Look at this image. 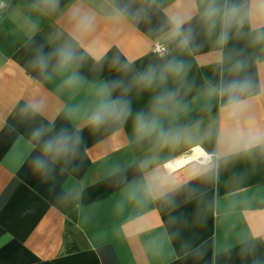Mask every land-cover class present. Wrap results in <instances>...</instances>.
Wrapping results in <instances>:
<instances>
[{"label": "crops", "instance_id": "crops-1", "mask_svg": "<svg viewBox=\"0 0 264 264\" xmlns=\"http://www.w3.org/2000/svg\"><path fill=\"white\" fill-rule=\"evenodd\" d=\"M140 2L59 0L48 11L42 0H0V264H264V150L230 158L216 178L187 185L194 195L185 189L168 203L144 195L146 177L172 160L173 174H185L194 160L180 159L194 151L191 144L160 149L154 138L138 141L132 117L98 129L87 123L105 82L129 80L175 57L191 68L180 106L160 117L165 128L198 123L193 143L209 152L233 136L264 135V44H251L245 28L221 50L201 22L202 4L191 0H145L139 23L115 18L114 8ZM188 14L193 48L181 52L162 33L170 17ZM64 42L84 57L79 66L56 70L53 59L42 75L31 65L39 46L49 53ZM156 44L167 52L157 54ZM117 56L131 62V73L113 67ZM237 60L245 63L239 76L232 70ZM73 72L79 81L66 85ZM243 76L256 88L242 109L226 108V97L208 90L209 82ZM177 86L172 79L166 85ZM160 91L133 89V113L147 111ZM29 102L40 105V114L21 112ZM41 124L51 127L48 136L62 128L82 136L75 157L50 165L47 176L31 165L42 146L31 133ZM145 160L152 163L141 168Z\"/></svg>", "mask_w": 264, "mask_h": 264}, {"label": "clouds", "instance_id": "clouds-1", "mask_svg": "<svg viewBox=\"0 0 264 264\" xmlns=\"http://www.w3.org/2000/svg\"><path fill=\"white\" fill-rule=\"evenodd\" d=\"M191 2L198 8L202 4L201 22L208 35L215 34V43L221 50L233 35L239 37L244 34L245 28H247L251 44H264V0H199V2L191 0ZM132 3H135V0H132ZM132 3L114 8L115 18H128L136 23L145 19L147 14L145 0H141L140 5L136 8L132 7ZM42 5L48 11H55L59 6V0H42ZM191 18V14L181 18L170 17L166 30L162 33L164 40L168 44H174L176 49L181 52L191 51L193 48V29L184 27ZM85 23L90 24V21L86 20ZM157 51L166 53L167 48L162 47ZM53 59H55V69L62 71L72 65L79 66L84 57L77 53L72 43L64 42L49 53H45L43 47L39 46L31 65L40 74L45 75L48 74L49 65ZM221 62L223 61L221 60ZM112 65L125 74L132 72L131 62L122 63L118 56L114 57ZM190 68L191 65L184 60L173 57L161 66L148 65L143 71L136 72L129 80L117 78L107 81L100 88V99L87 117V123L92 129L101 128L109 123H124L132 117L134 133L138 141L154 138L160 149L171 148L181 143L191 144L193 149H199L202 155L189 162L191 167L182 176L178 177L173 174L178 170L168 168V164L175 163V160H172L158 168H153L146 177L144 195L168 203H174V196L185 189L189 194L194 195L197 190L187 188V185L193 180L216 178L221 164H227L230 158L241 153L247 154L257 148L264 150V135L258 133H250L247 137L242 135L230 137L218 146L216 152H209L202 144L193 143L196 130L199 128L198 123L193 128L164 127L160 117L180 106L182 102L180 92L185 86ZM244 69L243 60H237L232 68L237 76ZM79 79V75L73 72L64 83L74 85ZM169 79L177 83L178 86L175 89L166 87ZM157 87L162 88V91L152 97L149 109L133 113L132 102L128 98L133 89L140 92ZM255 88L256 85L247 76L228 82L221 81L216 85L208 83L210 93L226 97L225 107L230 110L242 109L246 103L245 98ZM117 91L120 92V95L113 97L112 94ZM40 111V105L32 102L27 103L21 109L24 115L33 117L40 114ZM50 131V126L41 124L31 133L33 140L42 141L41 154L31 160L33 171L41 176H47L52 172L53 169L50 165L75 157L79 145L82 143V136L69 132L68 129L62 128L55 135L48 136ZM46 136H48L47 139H45ZM151 163V160H145L140 167L147 168ZM241 254H246L243 249ZM253 264L256 262L254 261Z\"/></svg>", "mask_w": 264, "mask_h": 264}, {"label": "bare ground", "instance_id": "bare-ground-1", "mask_svg": "<svg viewBox=\"0 0 264 264\" xmlns=\"http://www.w3.org/2000/svg\"><path fill=\"white\" fill-rule=\"evenodd\" d=\"M200 155H202V153L199 151V149H194V151L192 153H190L187 157L182 158L180 160H182V161L195 160Z\"/></svg>", "mask_w": 264, "mask_h": 264}, {"label": "trees", "instance_id": "trees-1", "mask_svg": "<svg viewBox=\"0 0 264 264\" xmlns=\"http://www.w3.org/2000/svg\"><path fill=\"white\" fill-rule=\"evenodd\" d=\"M69 216V225L73 228L74 227V223H75V219H76V211L75 209H72L69 211L68 213Z\"/></svg>", "mask_w": 264, "mask_h": 264}, {"label": "built area", "instance_id": "built-area-1", "mask_svg": "<svg viewBox=\"0 0 264 264\" xmlns=\"http://www.w3.org/2000/svg\"><path fill=\"white\" fill-rule=\"evenodd\" d=\"M165 48V46L163 45V44H156L155 46H154V51L157 53V54H163V53H161V52H159V51H157L158 49H160V48Z\"/></svg>", "mask_w": 264, "mask_h": 264}]
</instances>
